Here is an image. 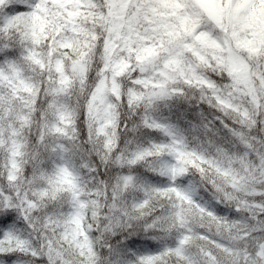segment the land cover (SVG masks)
<instances>
[{
	"label": "snow or ice",
	"instance_id": "snow-or-ice-1",
	"mask_svg": "<svg viewBox=\"0 0 264 264\" xmlns=\"http://www.w3.org/2000/svg\"><path fill=\"white\" fill-rule=\"evenodd\" d=\"M0 264H264V0H0Z\"/></svg>",
	"mask_w": 264,
	"mask_h": 264
}]
</instances>
